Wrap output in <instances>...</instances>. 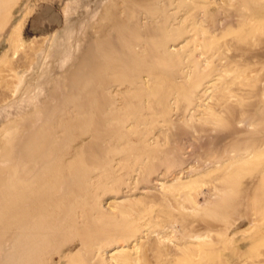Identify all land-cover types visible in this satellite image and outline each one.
Instances as JSON below:
<instances>
[{
  "label": "rangeland",
  "instance_id": "rangeland-1",
  "mask_svg": "<svg viewBox=\"0 0 264 264\" xmlns=\"http://www.w3.org/2000/svg\"><path fill=\"white\" fill-rule=\"evenodd\" d=\"M106 1L0 0V264H264V0Z\"/></svg>",
  "mask_w": 264,
  "mask_h": 264
},
{
  "label": "bare ground",
  "instance_id": "bare-ground-1",
  "mask_svg": "<svg viewBox=\"0 0 264 264\" xmlns=\"http://www.w3.org/2000/svg\"><path fill=\"white\" fill-rule=\"evenodd\" d=\"M149 0H107L104 5V7H102L101 13L99 14V18L95 21V23L93 22L92 26L98 24V31H100L101 33L105 30V26L102 23V21H105V25H110L112 23L115 22V25L121 29L122 33L124 35L128 34V39H133V40H137V36L138 33H136L134 30L136 29L137 25H136V19L137 17L132 15L137 11H140V9H146L147 13H150V16H156V5L149 3ZM98 15V14H97ZM128 24L129 27H126ZM94 28V27H93ZM96 32V33H97ZM88 33V32H87ZM95 33V34H96ZM105 33V32H104ZM103 34H99L97 33V35L99 37L95 38V45L99 46V40H101L100 37H102ZM85 34V32H84ZM84 37V36H83ZM117 39H112L114 43V46L118 47L119 49L123 50V54L125 53V49H122V46L120 45L121 42V37L117 36ZM140 39V38H139ZM104 41H106L105 39H103ZM111 40V39H110ZM109 39L107 41H110ZM220 100L222 99L221 97L219 98ZM223 99H225L223 97ZM224 101V100H223ZM223 101H220L223 102ZM241 105V104H238ZM244 105V104H242ZM237 106V105H236ZM236 106H232L231 108L234 110L235 113H238L240 115H243L245 110L243 111V109H239V107ZM233 117V115L231 116ZM264 154V151H261L259 153L258 150H256V152L253 153V156L256 157L257 154ZM243 170V169H242ZM240 175V169H234V171L231 172V174L228 176L229 179H235L238 178ZM227 177V179H228ZM231 177V178H230ZM126 257L122 258L119 262L121 264H125L127 262Z\"/></svg>",
  "mask_w": 264,
  "mask_h": 264
}]
</instances>
